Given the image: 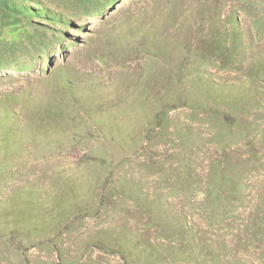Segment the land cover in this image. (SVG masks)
I'll use <instances>...</instances> for the list:
<instances>
[{"label":"rangeland","instance_id":"rangeland-1","mask_svg":"<svg viewBox=\"0 0 264 264\" xmlns=\"http://www.w3.org/2000/svg\"><path fill=\"white\" fill-rule=\"evenodd\" d=\"M263 221L264 0H0V264H264Z\"/></svg>","mask_w":264,"mask_h":264},{"label":"trees","instance_id":"trees-1","mask_svg":"<svg viewBox=\"0 0 264 264\" xmlns=\"http://www.w3.org/2000/svg\"><path fill=\"white\" fill-rule=\"evenodd\" d=\"M110 183L111 180H107L103 184L102 191L99 195L101 198L97 201V204H95L96 208L102 205V197L106 191V187L110 186ZM147 198L152 202L151 204H154L156 198L154 195H148ZM140 211L143 212L142 210ZM173 218L176 219L174 216ZM175 223L177 227L176 230L184 233L187 226L180 223L179 220H176ZM35 242H37L36 244L39 246L49 243L47 239ZM53 246L54 249H58V245L55 243ZM169 246H164L161 243L159 244L139 236H137V239H124L122 241L119 239H111V241L108 242L106 239H87L84 243V249L88 250L90 253L96 252V254L95 257L83 258L79 261V264H183L188 261L190 257L189 254L191 250H193V242H188V239H186L184 243L179 242L175 247H172L173 245ZM109 256H116L117 260L110 261L108 259ZM22 259L23 261H27L24 254H22ZM63 260L62 255L59 253L56 259L50 262L63 264ZM217 260L218 261H212L209 264H229L230 261H232L226 258Z\"/></svg>","mask_w":264,"mask_h":264}]
</instances>
